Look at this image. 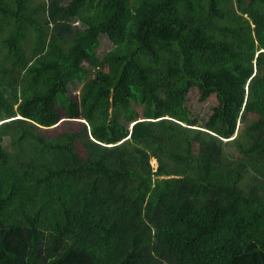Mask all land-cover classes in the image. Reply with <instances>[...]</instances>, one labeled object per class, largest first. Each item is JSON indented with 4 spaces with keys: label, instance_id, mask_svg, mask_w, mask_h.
I'll return each mask as SVG.
<instances>
[{
    "label": "trees",
    "instance_id": "trees-1",
    "mask_svg": "<svg viewBox=\"0 0 264 264\" xmlns=\"http://www.w3.org/2000/svg\"><path fill=\"white\" fill-rule=\"evenodd\" d=\"M0 264H264V0H0Z\"/></svg>",
    "mask_w": 264,
    "mask_h": 264
},
{
    "label": "rangeland",
    "instance_id": "rangeland-1",
    "mask_svg": "<svg viewBox=\"0 0 264 264\" xmlns=\"http://www.w3.org/2000/svg\"><path fill=\"white\" fill-rule=\"evenodd\" d=\"M112 47H113V43L106 36L103 35L101 36V43L97 49V52L99 54H104ZM78 87L79 85H76V87H74V89H71V91L69 92V96L73 100H78V93H79ZM199 95L200 94L198 92V88L196 87L192 88L188 94L186 106L189 108L192 115L199 120L200 124H203L207 120V118L212 114L214 107L218 105V98L216 97L215 94H213L207 97L206 100L201 101L199 99ZM59 123L60 125H62L61 120L59 121ZM238 126H241V124L238 123ZM7 142L8 140L5 139V144H7ZM232 152H233V148L231 147L226 148V154L230 155ZM151 161L153 166L157 167V160L153 158Z\"/></svg>",
    "mask_w": 264,
    "mask_h": 264
},
{
    "label": "bare ground",
    "instance_id": "bare-ground-1",
    "mask_svg": "<svg viewBox=\"0 0 264 264\" xmlns=\"http://www.w3.org/2000/svg\"><path fill=\"white\" fill-rule=\"evenodd\" d=\"M95 14V13H94ZM34 15V14H33ZM24 21V20H23ZM27 25V24H26ZM29 30V29H28ZM40 40V39H39ZM50 57V56H49Z\"/></svg>",
    "mask_w": 264,
    "mask_h": 264
},
{
    "label": "clouds",
    "instance_id": "clouds-1",
    "mask_svg": "<svg viewBox=\"0 0 264 264\" xmlns=\"http://www.w3.org/2000/svg\"><path fill=\"white\" fill-rule=\"evenodd\" d=\"M225 140V139H224ZM227 140V139H226Z\"/></svg>",
    "mask_w": 264,
    "mask_h": 264
}]
</instances>
